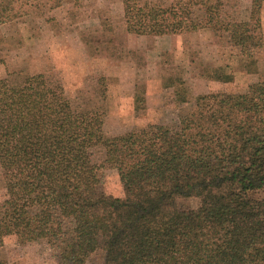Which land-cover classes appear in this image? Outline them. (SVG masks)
Masks as SVG:
<instances>
[{"label":"trees","instance_id":"obj_1","mask_svg":"<svg viewBox=\"0 0 264 264\" xmlns=\"http://www.w3.org/2000/svg\"><path fill=\"white\" fill-rule=\"evenodd\" d=\"M73 0H0V26ZM79 4V0H74ZM124 34L196 33L220 23L223 0H121ZM261 0H255V21ZM258 20V19H257ZM233 37H251L249 22H232ZM251 58V56H249ZM252 59V58H251ZM205 81L229 83L220 66ZM177 104H191L153 134L107 138L99 116L73 113L63 86L43 74L0 79L2 222L18 234L73 220L55 245L58 264H264V78L242 93L193 95L165 80ZM136 90V88H135ZM135 103H140L135 91ZM101 145L123 197L97 195L87 150ZM196 198V208H182Z\"/></svg>","mask_w":264,"mask_h":264},{"label":"rangeland","instance_id":"obj_2","mask_svg":"<svg viewBox=\"0 0 264 264\" xmlns=\"http://www.w3.org/2000/svg\"><path fill=\"white\" fill-rule=\"evenodd\" d=\"M258 1V0H257ZM60 9L35 11L17 23L0 26V79L21 80L43 74L59 82L73 113L99 116L107 138L129 132L153 134L154 127L170 125L191 104H177L163 82H185L192 94L242 93L264 78V0L255 21V0H223L220 23L196 33L160 37L124 34L121 0H79ZM258 19V20H257ZM232 22H249L255 40L233 37ZM251 56V58H249ZM220 66L233 77L229 83L205 81V68ZM136 88V90H135ZM135 91L141 101L135 103ZM97 195L123 197L116 170L106 162L101 145L87 150ZM0 168V205L5 199ZM264 198V189L255 195ZM198 199L179 202L193 209ZM73 220L50 230L18 234L11 222H2L0 264H58L55 245ZM85 264H104L96 252Z\"/></svg>","mask_w":264,"mask_h":264}]
</instances>
